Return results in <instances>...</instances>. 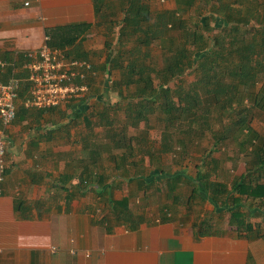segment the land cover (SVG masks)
Masks as SVG:
<instances>
[{"label":"trees","instance_id":"trees-1","mask_svg":"<svg viewBox=\"0 0 264 264\" xmlns=\"http://www.w3.org/2000/svg\"><path fill=\"white\" fill-rule=\"evenodd\" d=\"M248 2L237 5L233 0H176V8L169 10L152 8L150 0H94L95 26L105 30L107 52V60L98 64L78 43L90 29L88 24L73 23L51 32L52 46H73L67 49L68 56L91 60L97 74L104 71V77L112 80L110 88L118 101L99 104L104 109L91 116L97 120L92 121L90 115L85 119L92 132L96 125H107L106 134L113 145L105 150H120L112 158L116 162L120 159V174H125L128 183L127 195L120 200L112 195L107 198L113 213L129 227L136 228L149 217L130 206L139 192L163 183L174 194L181 185L191 183L189 200L210 201L220 218L229 215L234 227L231 231L248 239L264 240V137L252 126L256 112H264V26H258L264 20L256 16V8ZM186 13L190 15L186 17ZM155 45L161 48L162 66L154 62ZM21 57L24 60L25 54ZM13 68L10 66L6 73L11 75ZM188 71L196 74L195 82H185L183 77ZM7 79L8 75L0 74V80ZM261 81L263 85L258 87ZM27 89L28 83L21 82L20 99ZM57 107L40 108L34 114L40 118L43 112ZM121 112L124 121L118 119ZM119 122L123 124L116 127ZM64 127L56 130L68 133L69 124ZM129 127L140 133L129 135ZM154 128L161 130L159 147L149 136ZM208 132L213 144L202 146ZM232 138L238 139L246 158L244 171L229 184L218 178L228 170L214 153ZM193 153L199 155L197 177L187 175L186 170L173 173L162 166L154 167L164 155L173 154L181 161ZM151 169L157 174L152 170L154 176L148 179L146 173ZM96 181L101 184L98 195H109L105 178ZM21 205L19 202L17 209ZM168 210L160 208V221L173 219ZM252 218L261 220L253 222ZM192 227L197 237L226 232L206 219L194 222Z\"/></svg>","mask_w":264,"mask_h":264},{"label":"crops","instance_id":"crops-1","mask_svg":"<svg viewBox=\"0 0 264 264\" xmlns=\"http://www.w3.org/2000/svg\"><path fill=\"white\" fill-rule=\"evenodd\" d=\"M161 1L150 0L152 8H176V0ZM96 21L94 0H0V58L15 62L16 74H24L26 57L21 55L37 50L45 35L52 42L55 28L73 23L90 27L78 41L83 49L103 50L102 44L88 40ZM101 79L97 74L90 80L94 106L80 98L45 111L40 118L34 114L40 108L20 106L7 128L12 140L5 180L0 183V264H264L263 239L230 230L197 237L194 221L171 212L172 220L147 217L136 228L117 218L107 197L120 200L127 195L120 159L112 158L120 150H105L113 145L107 125H96L92 132L85 119L118 101ZM101 103L105 106L99 107ZM67 124L68 133L56 130ZM100 129L105 137H96ZM99 177L109 185L107 196L97 193Z\"/></svg>","mask_w":264,"mask_h":264},{"label":"rangeland","instance_id":"rangeland-1","mask_svg":"<svg viewBox=\"0 0 264 264\" xmlns=\"http://www.w3.org/2000/svg\"><path fill=\"white\" fill-rule=\"evenodd\" d=\"M161 1V0H160ZM236 2L237 5L244 4L245 0H233ZM240 1V2H239ZM248 5H251V7H255L257 10L256 16L259 19L264 20V0H247ZM162 2V1H161ZM164 3V1H163ZM171 4V3H170ZM190 13H186V17L189 16ZM255 22H258V20L255 18ZM258 26L263 28L264 23H258ZM105 30L103 28H99L98 26L93 27V31L91 35L89 36V43L93 45H103L104 47V41H105ZM216 32V31H215ZM215 32H212L213 34ZM86 40V41H88ZM102 48V49H103ZM83 50V48H82ZM94 50V49H93ZM152 54L154 62L162 66L163 58L161 55V48L159 46H154L152 48ZM102 58H104L105 62L107 60V52L105 49H95L91 53V60L96 62L97 64L101 62ZM99 73V72H98ZM105 72L101 71L98 75L101 76V85L107 86L110 88L112 84L105 83L106 79H104ZM114 78H116V74L113 73ZM186 83L189 82H195L196 80V74L193 71H188L187 74L183 77ZM104 82V83H103ZM106 84V85H105ZM263 85V82L258 83V87H261ZM92 92V90H91ZM96 93V92H95ZM93 92L91 93V95ZM92 106L95 104L91 103ZM125 119L124 113H121L120 119ZM153 122L155 120L153 119ZM252 126L257 130L261 136L264 137V112L257 111L253 120H252ZM144 128V125L141 126ZM218 127V125H217ZM26 129V128H25ZM27 131H30V128L26 129ZM128 134L129 135H138L140 131L134 127L128 128ZM34 132V131H33ZM101 132V129L99 130ZM32 133V132H31ZM104 132L98 133L96 137L102 136ZM9 135V134H8ZM150 138L154 141L155 145L157 147L160 146L161 142V130L158 128H154L149 132ZM10 140L12 138L9 136ZM202 146L210 147L213 144V137H211V133L208 132L207 136L203 138L201 141ZM210 149V148H209ZM245 151L244 148L240 145L238 142V139L232 138L230 141H227L226 144L221 145V149L215 151L214 156L220 158L222 160V165L225 167L228 172L226 174L221 173L218 175L219 180H224L228 182L229 184L232 183L233 178L235 176L242 173L245 169ZM198 153H193L191 157H187L186 160H181L180 158L177 159L173 154H167L162 156V159H158L156 164H154V167H160L162 166L165 170L168 172H179L180 170H186L187 175H191L193 177H197L196 175V164L198 158ZM161 161V164H157ZM147 162H149V159L147 158ZM149 164V163H148ZM153 167V165H151ZM153 167V168H154ZM154 169H151L147 174V178L149 179V175H156L157 172L152 171ZM154 173H152V172ZM159 177V176H158ZM161 177V176H160ZM216 179V177H213ZM182 188H179L177 193H174L177 195L176 198H174V194L169 192L167 187L163 183H158V185L153 186L149 188L145 193L139 192L138 195H136L135 198L131 200V208L134 212L139 214H145L149 217H160V208L163 206L168 207V211L171 212L173 216L176 217H182L187 222L191 221H201L202 219L209 220V222L212 224H218L220 225L223 231L232 230L234 227L230 224L229 215L226 213L223 218H220L216 213H214V205L208 201V200H200L197 198L196 200H189V195L191 194L192 185L191 183H186L181 185ZM128 186H126L127 189ZM260 218H252L253 222L260 221ZM193 222V223H194ZM263 228H264V222H263ZM230 230V231H231Z\"/></svg>","mask_w":264,"mask_h":264},{"label":"built area","instance_id":"built-area-1","mask_svg":"<svg viewBox=\"0 0 264 264\" xmlns=\"http://www.w3.org/2000/svg\"><path fill=\"white\" fill-rule=\"evenodd\" d=\"M66 52L67 48L52 46L51 37L45 35L37 50L24 53L26 61L22 70L27 73L24 78L17 76L15 62L0 58V74L14 67L9 79L0 81V183L5 180L7 171L6 155L10 144L7 128L16 120L20 106L53 108L80 98L89 105L92 103L90 80L97 76L92 61L68 56ZM21 82L28 83L23 99L19 95ZM107 83L112 84V80L109 78Z\"/></svg>","mask_w":264,"mask_h":264}]
</instances>
